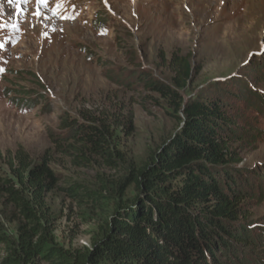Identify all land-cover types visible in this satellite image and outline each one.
I'll list each match as a JSON object with an SVG mask.
<instances>
[{"label":"rangeland","instance_id":"obj_1","mask_svg":"<svg viewBox=\"0 0 264 264\" xmlns=\"http://www.w3.org/2000/svg\"><path fill=\"white\" fill-rule=\"evenodd\" d=\"M20 7L0 0V25H18L0 27V176L14 180L9 166L19 153L33 164L48 157L58 189L46 203L60 246L91 248L122 182L181 129L175 104L131 79L145 69L177 89L169 67L175 55L190 56L194 68L179 91L183 101L222 99L243 134L231 151L238 168L262 179L252 185L260 189H249L248 208L251 223L264 228V108L246 101L264 99V0H29ZM27 99L34 103L18 101ZM65 121L106 136L112 160L82 145L85 158L67 155L52 140L66 136ZM74 184L103 194L101 202L62 191ZM125 191L133 198L131 187ZM18 225L0 194V230L16 239ZM262 253L246 258L256 264Z\"/></svg>","mask_w":264,"mask_h":264},{"label":"trees","instance_id":"obj_2","mask_svg":"<svg viewBox=\"0 0 264 264\" xmlns=\"http://www.w3.org/2000/svg\"><path fill=\"white\" fill-rule=\"evenodd\" d=\"M169 67L177 89L145 69L131 79L134 86L169 98L183 115L181 129L122 182L91 248L68 250L57 243L46 199L58 189V178L47 156L33 164L19 153L9 166L14 180L0 176V194L19 222L16 239L0 230V264H250L246 257L262 253L264 228L251 223L248 208L254 199L249 189L259 187L252 185L262 179L238 168L230 146L243 134L222 99L196 95L183 101L179 91L190 86L194 75L190 56H173ZM239 88L246 91L242 84ZM250 99L248 104L262 111L264 99ZM63 127L66 136L52 140L67 155L85 158L76 146L82 145L112 160L106 136L70 121ZM126 187L133 189V198L127 197ZM62 191L96 205L103 195L79 184ZM262 257L256 264H264Z\"/></svg>","mask_w":264,"mask_h":264},{"label":"snow or ice","instance_id":"obj_3","mask_svg":"<svg viewBox=\"0 0 264 264\" xmlns=\"http://www.w3.org/2000/svg\"><path fill=\"white\" fill-rule=\"evenodd\" d=\"M15 3L16 7L22 11V8L20 7V5L22 4H26L29 2V0H9V3ZM38 4H43L45 6H48L49 4V0H37ZM62 5H57V8L61 7ZM37 15H40L39 11H37L36 13ZM65 18H72V17H65ZM0 27H11L13 29H17L18 25L16 24H12V25H0ZM0 47H3L2 45H0ZM0 71H3V69H0Z\"/></svg>","mask_w":264,"mask_h":264}]
</instances>
